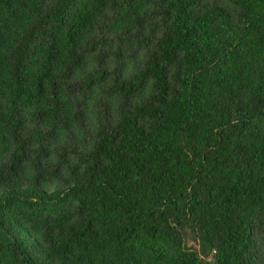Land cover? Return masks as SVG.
Wrapping results in <instances>:
<instances>
[{
  "label": "trees",
  "instance_id": "obj_1",
  "mask_svg": "<svg viewBox=\"0 0 264 264\" xmlns=\"http://www.w3.org/2000/svg\"><path fill=\"white\" fill-rule=\"evenodd\" d=\"M0 264H264V0H0Z\"/></svg>",
  "mask_w": 264,
  "mask_h": 264
},
{
  "label": "rangeland",
  "instance_id": "obj_2",
  "mask_svg": "<svg viewBox=\"0 0 264 264\" xmlns=\"http://www.w3.org/2000/svg\"><path fill=\"white\" fill-rule=\"evenodd\" d=\"M189 246H193V243L190 242V243H189Z\"/></svg>",
  "mask_w": 264,
  "mask_h": 264
}]
</instances>
